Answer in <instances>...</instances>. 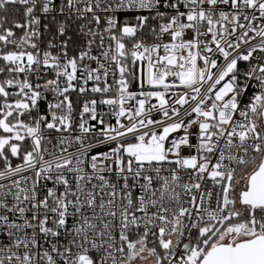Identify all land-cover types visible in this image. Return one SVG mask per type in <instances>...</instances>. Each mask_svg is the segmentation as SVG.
I'll return each instance as SVG.
<instances>
[{"label":"snow or ice","instance_id":"1","mask_svg":"<svg viewBox=\"0 0 264 264\" xmlns=\"http://www.w3.org/2000/svg\"><path fill=\"white\" fill-rule=\"evenodd\" d=\"M0 264H264V0H0Z\"/></svg>","mask_w":264,"mask_h":264}]
</instances>
